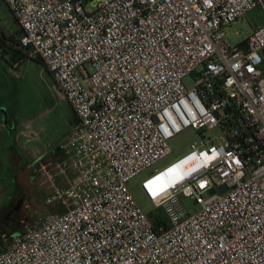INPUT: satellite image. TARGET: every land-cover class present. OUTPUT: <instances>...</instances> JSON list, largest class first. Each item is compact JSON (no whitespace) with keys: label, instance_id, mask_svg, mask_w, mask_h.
<instances>
[{"label":"built area","instance_id":"obj_1","mask_svg":"<svg viewBox=\"0 0 264 264\" xmlns=\"http://www.w3.org/2000/svg\"><path fill=\"white\" fill-rule=\"evenodd\" d=\"M4 1L76 121L46 172L54 209L21 226L0 264H264V21L237 42L226 32L264 18V0ZM186 128L201 139L142 181L163 216L146 212L128 183ZM169 169L178 180L159 186Z\"/></svg>","mask_w":264,"mask_h":264},{"label":"rangeland","instance_id":"obj_2","mask_svg":"<svg viewBox=\"0 0 264 264\" xmlns=\"http://www.w3.org/2000/svg\"><path fill=\"white\" fill-rule=\"evenodd\" d=\"M262 22V13L256 9L227 27L226 32L237 42ZM20 34L13 13L5 1L0 0V39L12 36L13 40L8 43L13 45ZM25 52L23 54L27 55ZM193 82L191 76L185 79L188 87ZM75 120L72 106L56 93V83L38 57L12 64L9 54L0 46V129L3 128L0 131V251L10 243V231L14 226L20 228L35 215L54 209L44 202L52 190L46 172H55V164L63 159L56 147ZM204 135L215 143L222 139L218 129L206 130ZM200 139V131L182 130L170 140V155L129 181V189L144 211H155L163 216L146 197L142 181L153 170H161L187 153ZM58 179L62 185L61 177ZM182 200L190 213L200 208L188 197Z\"/></svg>","mask_w":264,"mask_h":264},{"label":"trees","instance_id":"obj_3","mask_svg":"<svg viewBox=\"0 0 264 264\" xmlns=\"http://www.w3.org/2000/svg\"><path fill=\"white\" fill-rule=\"evenodd\" d=\"M21 32V30H20ZM12 38V36H9V37H3L2 39H0V46L3 48V51L4 53H7L9 54V59L10 61L12 62V64H15L17 62H20L22 61L23 59L25 58H28L27 55H24L23 52H25L23 49H21L19 47V44H18V39L17 41L15 42V44L11 45L8 43V40H10ZM26 53V52H25ZM39 58V57H38ZM40 59V58H39ZM38 60V59H37ZM40 61L42 62V60L40 59ZM43 64V62H42ZM44 65V64H43ZM50 73V72H49ZM76 121V120H75ZM59 151V150H58ZM60 154V158L62 159V153L59 152ZM62 156V157H61ZM150 216H154L153 213H150ZM158 220L155 219L154 220V223L157 224Z\"/></svg>","mask_w":264,"mask_h":264},{"label":"bare ground","instance_id":"obj_4","mask_svg":"<svg viewBox=\"0 0 264 264\" xmlns=\"http://www.w3.org/2000/svg\"><path fill=\"white\" fill-rule=\"evenodd\" d=\"M178 180V176L175 174L174 169H169L168 171L161 173L158 177V185H164V183H174Z\"/></svg>","mask_w":264,"mask_h":264},{"label":"water","instance_id":"obj_5","mask_svg":"<svg viewBox=\"0 0 264 264\" xmlns=\"http://www.w3.org/2000/svg\"><path fill=\"white\" fill-rule=\"evenodd\" d=\"M262 52H263V55H264V48H263V50H262ZM213 189L212 190H210V192H212L213 193ZM224 191H226V187L224 186V185H221L220 187H219V192H224ZM19 203V202H18ZM18 207V206H17ZM20 233V230L18 231V232H16L13 236H16V235H18Z\"/></svg>","mask_w":264,"mask_h":264},{"label":"flooded vegetation","instance_id":"obj_6","mask_svg":"<svg viewBox=\"0 0 264 264\" xmlns=\"http://www.w3.org/2000/svg\"><path fill=\"white\" fill-rule=\"evenodd\" d=\"M17 207V206H16ZM19 225H16V226H14L13 227V229L10 231V237L12 238L13 237V235L16 233V232H18L19 230H20V228L18 227Z\"/></svg>","mask_w":264,"mask_h":264},{"label":"crops","instance_id":"obj_7","mask_svg":"<svg viewBox=\"0 0 264 264\" xmlns=\"http://www.w3.org/2000/svg\"><path fill=\"white\" fill-rule=\"evenodd\" d=\"M262 18H263V16H262ZM263 21H264V18H263ZM1 122V121H0ZM1 125L3 126V128H5V124H4V121L2 120V122H1ZM3 128L2 129H0V131L2 132V130H3ZM7 247V245L2 249V250H4L5 248ZM1 250V251H2Z\"/></svg>","mask_w":264,"mask_h":264}]
</instances>
